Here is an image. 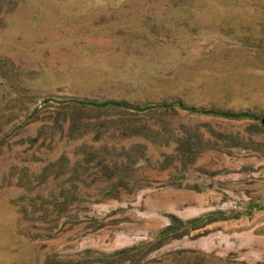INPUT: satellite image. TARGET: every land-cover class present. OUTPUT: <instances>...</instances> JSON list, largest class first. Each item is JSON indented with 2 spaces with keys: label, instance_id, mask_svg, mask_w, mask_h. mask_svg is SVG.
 <instances>
[{
  "label": "rangeland",
  "instance_id": "rangeland-1",
  "mask_svg": "<svg viewBox=\"0 0 264 264\" xmlns=\"http://www.w3.org/2000/svg\"><path fill=\"white\" fill-rule=\"evenodd\" d=\"M0 264H264V0H0Z\"/></svg>",
  "mask_w": 264,
  "mask_h": 264
},
{
  "label": "trees",
  "instance_id": "trees-1",
  "mask_svg": "<svg viewBox=\"0 0 264 264\" xmlns=\"http://www.w3.org/2000/svg\"><path fill=\"white\" fill-rule=\"evenodd\" d=\"M198 221H199L198 218L192 219V220H188L186 222L185 221H179L178 223H179L180 226H176V223H174L171 227H169L166 230V232L169 231V230L173 231V230L177 229L176 227H178V229L179 228L183 229L182 232H188L189 229L194 228L195 225L198 224ZM160 236H162V235H160Z\"/></svg>",
  "mask_w": 264,
  "mask_h": 264
}]
</instances>
